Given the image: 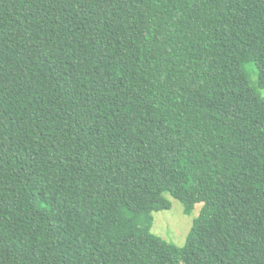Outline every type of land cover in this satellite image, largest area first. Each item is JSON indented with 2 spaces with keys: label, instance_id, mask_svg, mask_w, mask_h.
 I'll use <instances>...</instances> for the list:
<instances>
[{
  "label": "trees",
  "instance_id": "trees-1",
  "mask_svg": "<svg viewBox=\"0 0 264 264\" xmlns=\"http://www.w3.org/2000/svg\"><path fill=\"white\" fill-rule=\"evenodd\" d=\"M260 89L264 0H0V264H264Z\"/></svg>",
  "mask_w": 264,
  "mask_h": 264
},
{
  "label": "rangeland",
  "instance_id": "rangeland-1",
  "mask_svg": "<svg viewBox=\"0 0 264 264\" xmlns=\"http://www.w3.org/2000/svg\"><path fill=\"white\" fill-rule=\"evenodd\" d=\"M257 94L264 98L263 89L258 90ZM166 197L172 203L171 208L154 212L151 231L177 246H184L194 221L201 213L203 203H197L190 214H185L184 206L179 200L170 194H166ZM56 228L61 229L62 225L57 224Z\"/></svg>",
  "mask_w": 264,
  "mask_h": 264
}]
</instances>
